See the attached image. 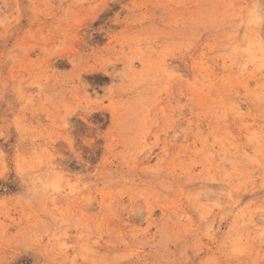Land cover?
Returning a JSON list of instances; mask_svg holds the SVG:
<instances>
[{"label":"rangeland","instance_id":"374dc122","mask_svg":"<svg viewBox=\"0 0 264 264\" xmlns=\"http://www.w3.org/2000/svg\"><path fill=\"white\" fill-rule=\"evenodd\" d=\"M258 37L264 0H0V264H264Z\"/></svg>","mask_w":264,"mask_h":264},{"label":"bare ground","instance_id":"6f19581e","mask_svg":"<svg viewBox=\"0 0 264 264\" xmlns=\"http://www.w3.org/2000/svg\"><path fill=\"white\" fill-rule=\"evenodd\" d=\"M256 15V14H255ZM260 15V14H259ZM258 16V15H257ZM256 16V17H257ZM258 17H260V16H258ZM257 17V18H258ZM259 26H260V23H259ZM261 29V28H260ZM263 30V29H262ZM259 33V32H258ZM263 33V32H262ZM262 33L260 34V35H262ZM254 34V33H253ZM259 35V36H260ZM263 36V35H262ZM261 36V37H262ZM264 38V37H263ZM256 42H257V44L255 45V46H253V48H252V50H255V51H257V53L254 55L255 56V58H257L258 59V61H259V64H261V67L262 68H264V40L263 39H261L260 37H258L257 38V40H256ZM248 49V48H247ZM246 49V50H247ZM244 64V63H243ZM246 66V65H245ZM206 67V66H205ZM258 70V69H257ZM215 71V70H214ZM262 71V70H261ZM243 73V72H242ZM220 96V95H219ZM231 109H234V110H236L237 111V109H236V107L235 106H231ZM251 130V129H250ZM251 132H253V128H252V130H251ZM250 132V133H251ZM251 137V136H250ZM235 138V137H234ZM256 138H257V135L255 134V127H254V134H253V140H256ZM224 140V139H223ZM260 143V142H259ZM263 143V142H262ZM263 145V144H262ZM207 152H210V151H207ZM211 156V155H210ZM208 159L209 160H211L212 159V156L211 157H208ZM212 161V160H211ZM135 208V207H134ZM136 209V208H135Z\"/></svg>","mask_w":264,"mask_h":264}]
</instances>
